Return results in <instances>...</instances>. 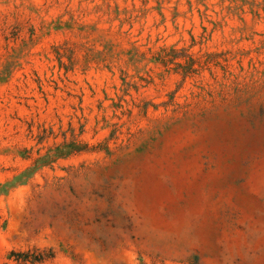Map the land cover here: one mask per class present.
Masks as SVG:
<instances>
[{
  "label": "rangeland",
  "instance_id": "1",
  "mask_svg": "<svg viewBox=\"0 0 264 264\" xmlns=\"http://www.w3.org/2000/svg\"><path fill=\"white\" fill-rule=\"evenodd\" d=\"M0 264H264V0H0Z\"/></svg>",
  "mask_w": 264,
  "mask_h": 264
},
{
  "label": "trees",
  "instance_id": "2",
  "mask_svg": "<svg viewBox=\"0 0 264 264\" xmlns=\"http://www.w3.org/2000/svg\"><path fill=\"white\" fill-rule=\"evenodd\" d=\"M40 260H41V258H36L33 261H40Z\"/></svg>",
  "mask_w": 264,
  "mask_h": 264
}]
</instances>
